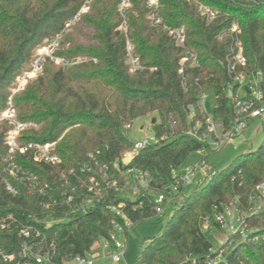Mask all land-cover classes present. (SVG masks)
Returning a JSON list of instances; mask_svg holds the SVG:
<instances>
[{"label":"trees","instance_id":"obj_1","mask_svg":"<svg viewBox=\"0 0 264 264\" xmlns=\"http://www.w3.org/2000/svg\"><path fill=\"white\" fill-rule=\"evenodd\" d=\"M84 1L0 0V111L16 77L30 69L33 51L55 35ZM118 2L91 0L89 10L72 27L83 42L67 33L53 51L67 60L86 56V61L66 66L45 58L41 71L11 96L17 120L36 124L23 130L20 140L58 139L55 152L60 158L54 166L35 163L28 154L17 160L42 181L61 171L79 170L83 164V182L93 175L99 188L93 193L83 186V198L89 194L92 204L46 228L48 235L55 234L56 260H72L91 251L98 238H108L115 222L123 224L122 216L112 210L122 204L117 208L133 224L154 216L164 220L162 230L140 247L135 264H205L218 254L221 258L215 264H264V206L256 207L254 195L255 186L264 184V139L236 165L214 168L210 180L198 183L186 195L181 190L160 215L153 202L170 182L172 171L185 165L191 153L208 147L205 114L198 104L201 94L212 91L215 103L209 115L224 128L231 124L234 97L241 87L232 84L234 76L243 72L249 79L260 72L258 87L264 97V2L158 0L156 14L163 24L185 29L183 48L163 28L150 24L146 0H129L126 38L143 67L134 72L129 71L126 38L118 29ZM196 2L217 10V16L207 21L197 12ZM233 21L240 29L245 63L229 74L224 57L231 39L224 31ZM185 49L195 52L197 64L185 62L179 72ZM146 116H151L148 127L153 141L123 163L125 151L132 148L127 132L135 120ZM10 126L0 123V167ZM115 162L119 170L112 167ZM104 165L107 180L99 179L97 172ZM130 167L146 171L148 184L132 198L120 173ZM41 200L36 194L12 196L0 182V216L10 213L17 223L42 228L36 219L51 210ZM230 202L243 214L246 234L229 233L215 248L208 234L218 228L214 216ZM19 242L13 229L0 231V249L5 254L14 252ZM0 263L14 264L1 259Z\"/></svg>","mask_w":264,"mask_h":264},{"label":"built area","instance_id":"obj_2","mask_svg":"<svg viewBox=\"0 0 264 264\" xmlns=\"http://www.w3.org/2000/svg\"><path fill=\"white\" fill-rule=\"evenodd\" d=\"M232 1L244 4H259L264 2V0ZM90 2L91 0H85L79 10L64 22L62 28L55 35L45 39L37 48V54L31 61L30 69L25 70L21 75L16 77L14 87L11 88L12 94L21 90L27 79L36 76V74L41 71L45 58H49V60L55 64L66 66L84 62L88 59L86 56L81 55L67 60L63 57L54 56L53 51L58 47L65 35L72 29L73 24L79 20L81 14L89 10ZM146 6L150 10L147 17L150 20V24L163 28L174 40L176 46L185 48V29L182 26L169 27L163 24L161 17L156 14L158 0H146ZM129 8V0H119L117 11L121 18V22L118 29L123 33L125 38L128 33L127 15L129 13ZM196 10L207 21L213 20L218 13L217 10L212 9L208 5L197 2ZM239 33L240 29L238 23L234 21L227 30L224 31V34L231 39L229 53L224 57V63L229 74L236 70L237 65H243L245 63V58L242 54V42L238 37ZM222 35L223 34H221L219 38H221ZM126 51L128 55L129 71L134 72L136 70H142L143 67L139 64L138 57L133 52V47L127 38ZM92 60L96 61L94 58H92ZM185 62H188L190 66H195L197 64L195 52L190 49H185V56L180 59L181 66L179 67V72L182 71ZM259 80L260 72L258 71L249 79H246L243 72L232 78V84L237 83L240 85L244 89L245 94L241 97L238 95L234 97L233 116L228 128H224L221 123H216L211 119L203 104L205 94L203 93L200 95L198 104L205 114V121L209 132L208 146L211 145L214 149H218L240 134L252 119L260 118L264 121V97L262 91L258 87ZM232 84L230 83V85H228V93L231 95ZM245 85L247 86L246 88H244ZM12 94L7 98L6 107L0 111V123L6 122L11 125L4 135L6 152L1 158L0 182L4 185L5 190L12 196H17L21 193L41 196L42 206L51 210V213L45 217L36 219L37 224H41L42 228L38 225L34 226L17 223L16 218L10 213L1 215L0 231H10L13 229L18 238H20V242L16 250L12 253L5 254L0 249V259L5 263L13 261L14 264H93L94 258L92 251L76 256L72 260H56L58 252L54 240L55 234L48 235L46 228L53 223L66 220L69 214L83 212V207L91 205L92 197L89 196V194L83 198V186H86L89 192L98 193L99 188L96 187L97 181L93 175H89L87 177V183L83 182L85 181L83 180V164L79 166V170L69 169L67 172L61 171L54 175L50 181H42L35 172L26 168L17 160L18 157L28 154L35 163L54 166L60 162V158L55 152V145L58 139L48 142H22L20 140L21 132L29 128H35L36 124L17 120L16 113L11 103ZM124 127L129 129L130 125L126 124ZM199 140L202 141L203 139L200 138ZM151 141H153L152 136L136 141L132 145L131 153L128 154V160L134 152L145 147L147 143ZM199 151L202 155L196 162L182 165L178 170L172 171L170 182L155 194L153 202L157 215L163 212L164 207L174 200L177 194H179L184 186L191 182L196 174H199V180L203 182L210 180L215 174V169L206 161L204 150L202 149ZM127 161L124 160V157L122 158L123 163ZM112 167L119 170L117 162H115ZM87 171H89V169H87ZM97 172L99 179H109L106 165L99 167ZM120 173L124 179L123 187L130 192L132 196L138 195L141 189H147L146 171H140L130 167L120 171ZM111 181V184H114V181ZM254 195L257 196L258 200L264 203L263 183L255 186ZM121 205L122 204H119L118 206L120 207ZM60 207H65V209L60 211L61 209H58ZM117 207L112 206V210H114L116 215L122 216L123 224L114 223L113 230L110 232L108 238H105V243L103 245L104 255L110 257L115 262L121 259L122 254L119 250H123L126 247L125 242L118 241L116 235L121 232L126 234L129 227L133 225L131 220L121 215ZM214 220L219 229L226 230L229 233H238L240 236H245L246 234L243 214L238 212V210L236 213H233L230 204L225 206L220 213L216 214ZM217 256H219V254ZM217 256L208 259L205 264H215L219 259Z\"/></svg>","mask_w":264,"mask_h":264},{"label":"rangeland","instance_id":"obj_3","mask_svg":"<svg viewBox=\"0 0 264 264\" xmlns=\"http://www.w3.org/2000/svg\"><path fill=\"white\" fill-rule=\"evenodd\" d=\"M69 33H73V29H71ZM74 36L79 42H83L82 36H79L77 34H74ZM37 48L33 51L34 54L32 59L35 58V55L37 54ZM25 70H23L21 73H23ZM21 73L19 75H21ZM34 77L27 79L24 86ZM14 82L12 88L14 87ZM11 94L12 92L10 90V95ZM244 94V89L240 87L237 92V95L241 97ZM214 103L215 101L212 91L206 92L203 104L207 113H211ZM150 117L151 116L141 117L132 123L131 129L127 132L128 138L132 145L138 140L151 137L152 133L148 127ZM263 139L264 121L260 118L252 119L240 134L232 138L228 143H226L222 147L214 149L210 145L207 148H204L203 150L206 155V161L208 162V164H211L212 168H215L216 170H221L230 165H236L240 161L241 157L244 156L247 152L256 150L257 147L262 143ZM130 153L131 148L126 150L124 154L125 156H128V154ZM201 155L202 154L200 151L191 153L185 160V165L193 164L201 157ZM199 178V174H196L192 178L191 182L184 186V188L182 189V195L188 194L191 190L196 187L198 183H203V181L199 180ZM126 194L129 198L133 197L132 194L128 191H126ZM178 197L179 196H176L175 199H178ZM229 204L231 205L233 213H236L237 208L235 206V203L230 202ZM255 204L256 207L264 206V203L262 201L257 200V196L255 197ZM157 218L159 217L154 216L146 220L140 221L129 227L126 234L121 232L116 235L117 240L120 242L124 241L126 246L123 250H119L122 255L121 260L118 263L114 262L110 257L104 255L103 245L105 243V238H98L91 250L93 258H95L93 264H135L140 251V247L147 244L148 238L157 235L163 228L164 220ZM228 234L229 232L226 230L212 228L209 231L208 236L213 246L216 248L220 246V244L223 242V240ZM217 257L221 258L220 255Z\"/></svg>","mask_w":264,"mask_h":264},{"label":"water","instance_id":"obj_4","mask_svg":"<svg viewBox=\"0 0 264 264\" xmlns=\"http://www.w3.org/2000/svg\"><path fill=\"white\" fill-rule=\"evenodd\" d=\"M229 96H231L230 93H229ZM151 122H154V118H152ZM124 160L127 161L128 160V156H124Z\"/></svg>","mask_w":264,"mask_h":264},{"label":"crops","instance_id":"obj_5","mask_svg":"<svg viewBox=\"0 0 264 264\" xmlns=\"http://www.w3.org/2000/svg\"><path fill=\"white\" fill-rule=\"evenodd\" d=\"M134 225V224H133ZM94 260H95V258H94ZM121 260V259H120ZM120 260L118 261V262H120ZM115 262V261H114ZM118 262H116V263H118Z\"/></svg>","mask_w":264,"mask_h":264}]
</instances>
